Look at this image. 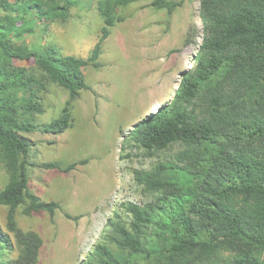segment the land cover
Returning a JSON list of instances; mask_svg holds the SVG:
<instances>
[{
	"label": "trees",
	"instance_id": "16d2710c",
	"mask_svg": "<svg viewBox=\"0 0 264 264\" xmlns=\"http://www.w3.org/2000/svg\"><path fill=\"white\" fill-rule=\"evenodd\" d=\"M78 1L0 0V161L7 172L0 190V205L7 207L0 264L38 262L43 241L18 225L20 206L26 215L50 216L59 207L30 191L31 143L22 133L60 134L71 127L70 104L89 89L83 68L99 66L100 44L122 20L116 9L139 0H96L104 25L85 59L21 39L31 22L19 23L30 11L36 20L64 23ZM150 1L169 14L182 3ZM199 16L202 41L192 67L169 102L125 139L148 154L173 145L178 150L172 160L134 171L149 199L122 203L80 264H264V0H199ZM30 60L37 71L19 65ZM47 83L67 90L68 99L58 117L38 126Z\"/></svg>",
	"mask_w": 264,
	"mask_h": 264
},
{
	"label": "rangeland",
	"instance_id": "374dc122",
	"mask_svg": "<svg viewBox=\"0 0 264 264\" xmlns=\"http://www.w3.org/2000/svg\"><path fill=\"white\" fill-rule=\"evenodd\" d=\"M150 3L139 0L116 9L122 20L101 42L99 66L89 64L82 70L89 89L81 90L70 104L71 127L60 134L22 133L31 143L30 191L59 205L53 216L44 211L26 215L22 206L17 209L18 225L42 238L36 264H80L122 203L142 205L149 199L134 171L172 160L178 150L173 145L148 154L125 140L139 121L169 102L202 41L199 0H182L170 14ZM35 20L30 11L19 23L31 22V30L21 38L30 47L51 44L63 55L84 59L104 25L96 0H79L64 23ZM19 65L37 71L32 60ZM40 96L44 111L35 116L38 126L60 115L68 93L47 83ZM49 162L61 169L41 166ZM71 163H76L74 168L64 170ZM6 182L0 161V190ZM6 211L0 205L3 226Z\"/></svg>",
	"mask_w": 264,
	"mask_h": 264
}]
</instances>
